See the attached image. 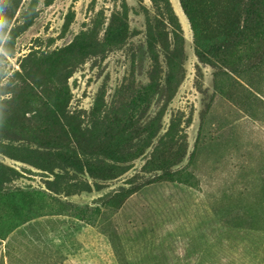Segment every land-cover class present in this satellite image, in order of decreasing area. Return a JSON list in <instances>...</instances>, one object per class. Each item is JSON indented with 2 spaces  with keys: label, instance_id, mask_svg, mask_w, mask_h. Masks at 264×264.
<instances>
[{
  "label": "rangeland",
  "instance_id": "374dc122",
  "mask_svg": "<svg viewBox=\"0 0 264 264\" xmlns=\"http://www.w3.org/2000/svg\"><path fill=\"white\" fill-rule=\"evenodd\" d=\"M202 1L213 65L180 0L163 17L151 0H0V264H264V34L226 51L232 4ZM148 23L183 74L142 103L168 72ZM78 37L88 54L48 59Z\"/></svg>",
  "mask_w": 264,
  "mask_h": 264
},
{
  "label": "trees",
  "instance_id": "16d2710c",
  "mask_svg": "<svg viewBox=\"0 0 264 264\" xmlns=\"http://www.w3.org/2000/svg\"><path fill=\"white\" fill-rule=\"evenodd\" d=\"M229 4H232V8L230 12H228L229 15V22L226 24L220 31V41L223 44V49L230 48L237 44L238 42H247V40L251 38H255L258 36H262L264 34V0H228ZM153 5L158 9L160 15L163 17L164 14H168V10H170V4L168 0H151ZM180 5L182 8L183 13L187 17L191 29L193 31L194 35V41L197 46V57L201 62L207 63V64H216L213 60H219L217 55L209 56L210 51L207 53L206 48L202 47V37L200 35L199 28L197 27V19H198V13L200 15L202 14V9L205 7L202 0H180ZM201 5L203 6L201 8ZM193 7L194 10L193 11ZM199 8V10H198ZM163 9H167V11L163 12ZM198 10V11H197ZM198 12V13H197ZM173 32L172 35L179 34L181 32L180 26L177 23L176 26H172ZM176 33V34H175ZM79 37L70 45L65 47L64 49L60 50L58 53L53 54L52 56H49L48 59H52V57H55L56 60L59 61L60 64L67 63L68 59L72 57L74 54H79L84 56L85 54H88L90 50L94 48L92 44H87L81 41L79 42ZM158 40V33L153 32V28L150 23L147 25V45L150 50L155 49L158 45L162 47L164 51V57L166 61V66L168 69L167 75L164 78V85L161 87H153L149 86L146 88L145 93L142 95V103H147L148 99L150 100V94L155 95H161V91L166 89V92H170V97L173 95L172 93V87L179 83L180 79L182 78L183 74V67H182V48L175 43L172 48H168V46L164 45L163 43ZM202 47V50L200 48ZM218 52V50H216ZM213 58V59H211ZM227 62V61H224ZM48 63V62H43ZM46 68V66H45ZM55 68L54 66L50 65V70ZM171 90V91H170ZM56 99V98H55ZM59 107L55 104H52L50 107L48 106V110L52 113L56 111ZM46 110L48 113L49 111ZM45 112V111H43ZM48 113L49 116L44 117V119L48 118H56V115L58 113H62L61 111H58V113L51 114ZM176 136L175 132V126L171 124L168 131L166 132L164 139H167L168 142H173V138ZM119 141L117 142V145H115L114 151L112 152L110 157H113L114 160H117L120 156H122L121 148L123 149V146L125 145L126 137L122 134H118ZM110 139L105 138L104 141L102 140V146L105 147V145L108 143ZM108 172L111 174L112 171L118 172L119 168L117 166H113L110 168ZM88 174H93V171H86ZM96 172V171H95ZM104 172L106 171H100L98 173V176H105ZM112 177H109V179H113ZM106 178V177H104ZM108 178V177H107ZM114 178H117L114 177ZM107 180V179H106Z\"/></svg>",
  "mask_w": 264,
  "mask_h": 264
}]
</instances>
